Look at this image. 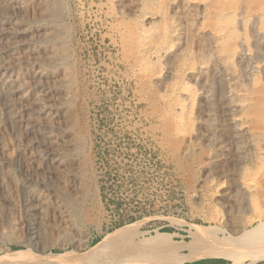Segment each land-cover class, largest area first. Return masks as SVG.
<instances>
[{
	"label": "rangeland",
	"instance_id": "1",
	"mask_svg": "<svg viewBox=\"0 0 264 264\" xmlns=\"http://www.w3.org/2000/svg\"><path fill=\"white\" fill-rule=\"evenodd\" d=\"M20 1L19 13L11 6L0 12L30 31L16 57L5 58L25 89L22 104L10 95L5 107L0 97V258L7 250L31 249L22 262L40 264L42 256L54 252L70 254L62 264H86L93 258L85 255L89 247L135 221H141L138 229L146 236L158 229L175 233L176 240H188L194 224L234 236L244 229L263 230L264 19L254 15L264 0H238L237 18L245 21L239 29L247 40L235 57L233 81L222 73L214 37L203 30L216 18L213 12L205 15L201 2L212 10L222 4L173 0L165 9L167 28L173 30L163 58L165 73L152 84L138 67L130 38L140 0H58L56 24L45 19L47 0L43 14L35 11L37 0ZM53 32L60 36L54 47L46 42ZM185 53L191 55L194 77L179 71ZM56 56H62L58 63L52 61ZM35 61L44 69L42 79L31 73ZM182 79L199 93L206 90L198 97L188 138L176 135L160 97L165 86ZM39 81L50 104L61 101L51 129L29 104L30 85ZM3 91L0 83V95ZM238 117H244L247 131L239 130ZM245 167L254 179L245 178ZM244 180H252L254 188H245ZM255 244L241 250V262L225 259L226 264H251L257 258L253 264H264V245ZM115 247L119 258L135 248L130 243ZM159 261L165 259L147 264Z\"/></svg>",
	"mask_w": 264,
	"mask_h": 264
},
{
	"label": "bare ground",
	"instance_id": "2",
	"mask_svg": "<svg viewBox=\"0 0 264 264\" xmlns=\"http://www.w3.org/2000/svg\"><path fill=\"white\" fill-rule=\"evenodd\" d=\"M191 1L195 2L197 0H191ZM44 2L46 1L37 0V2L33 3L35 11H37L36 13L41 12L43 14L44 7H46L47 5L49 9V13L48 15H46L45 19L46 21L48 20L56 24L57 20L60 17L58 14V11L56 10V6L59 5L60 2L58 0H47L46 5L44 4ZM218 2H220L222 6L220 8L213 9V10L211 9L212 7L211 8L208 7L206 2H201L200 6L203 7L205 15L208 12H213L214 13L213 16L214 18H216L214 23L211 22L212 25L211 27H209V29L204 27L203 30H204V33L212 35L214 37L217 48H218L217 58L221 61L220 64H222V73L230 77L233 81L235 77H237V76H234V73H235L234 72V62H236L235 57L239 54V48H240L239 46L245 45L244 42L245 40H247L245 35L239 29L242 27L241 25L245 23V21L244 19L239 20L237 18L238 6H239L238 0H218ZM21 3L22 2L20 0H0V12L2 11L3 6H7V7L11 6L15 10L16 9L20 10V6L22 5ZM172 4H173V0H140L137 4V8L139 9L140 14L136 18L137 21H136L134 29L130 33V38L135 43V55L138 59V67L140 70L144 72V74L146 75L147 81L151 84L153 82H157L161 78V76L165 73L164 66H163V63H164L163 58H164V55H166L169 49L171 48V40L173 36V30L167 28V19L170 20V18L166 15L165 9L167 7H171ZM259 6H260L261 11H259L260 13L258 12L259 14H255L254 18L256 20H260V19L263 20L264 19V5L262 6L259 5ZM16 12L19 13L18 10H16ZM60 15H62V13ZM262 20H260V22H262ZM149 22L150 23L152 22V23L149 24ZM22 27H24V25L18 24L17 21H15L12 16L7 17V16L0 14V83L4 86V91L0 95V97H2V101H3L2 104H4L5 107H8L9 105L7 103V99L11 97L10 95L16 96L19 99L20 102L19 101L18 102L20 104H22L23 102L21 97H22V92L25 89V87L24 85L21 86L20 84H18L16 78H14L12 76V73H10L13 68V64L5 60L6 57L15 58L16 57L15 55L17 54L18 50L24 47L27 41L26 39L30 36V31L27 28H22ZM59 38L60 36L58 35V33L53 32L50 36L46 38V42L52 43L53 45L59 40ZM261 43H264V40H261ZM50 54L52 53L50 52ZM60 58L59 56H56L53 58L52 61L55 63H58L60 61ZM182 58H183L182 66L181 68H179V71L185 76L193 75L194 64H193L190 53H185L184 57L182 56ZM32 66L34 67V69H33V72L31 73L34 76V78L42 79L45 74L44 69L38 64L37 61L33 62ZM177 70L178 69L175 70V75H176ZM165 82L166 81H164V83ZM217 85L220 87L219 84ZM196 88L197 87H193L189 85L186 81L182 79V81H175L174 83H169L167 86H165V89L162 90L163 91L162 93H161V90L159 91L161 93L160 94L161 100L166 105L167 107L166 110L169 116L171 117V120L173 121V126H174L177 136L178 135L183 136V137L186 136V134L188 133L187 131H189V129L192 127L194 120H195L194 119V116H195L194 108H195V105L197 104L198 97L200 94L202 96L203 94H205L206 96V90L204 88L201 89L202 91H200V93ZM45 90H46V87L43 83H41L40 81L33 82L29 88V91L31 92V94H33V99L30 101L29 104L39 116L45 117L46 127L48 129H51L52 128L51 125L53 124L52 114L54 113L57 114L58 111L61 109L60 107L61 101L59 105L50 104L49 101L47 100V92ZM236 91L238 92L239 95H241V89H236ZM246 99L247 98H245V102L243 103H246L247 101ZM240 101L242 100H239L238 102ZM30 106L26 105L24 109H29L31 108ZM243 119L244 117L243 118L238 117L235 120H237V123L238 122L240 123L241 128H239V130L247 131L249 127L246 128L242 126V124L244 123ZM5 120L6 122L8 121V119H5ZM244 125L246 126V123ZM249 125L250 124H247V126ZM252 151H254V149ZM259 161H260V158H259ZM253 171L255 173V170ZM250 175L252 178L250 177ZM244 176L246 179L249 177L251 179H254L253 175L248 169L245 170ZM249 181L250 180L248 181L244 180L243 186L247 189H253L254 185L251 183L252 180L251 182ZM26 190L29 194L31 193L30 189L26 188ZM257 217L260 220L262 219L261 218L262 216L260 215H258ZM61 218L65 222L68 221V214H66V212H61ZM140 224H141V221H135L133 223L118 227L114 229L113 231H109L105 233L97 243H95L93 246L89 247L88 250H86L85 255H90L93 257L92 259L87 260L86 264H147L149 262H156L159 259H163V258L165 259V261L163 262L159 261L157 264H184L186 262H193V261L196 262L197 260L207 259V258L240 259L239 262H241L242 261L241 260V254H242L241 250L246 249L247 246L251 244V242H256L255 246L264 245V243L263 244L261 243L264 239V231H263L264 228L263 230H260L257 232H250L251 230L244 229L243 231L240 232L238 236H234L230 233H227L222 228H215V227H210V226H202L201 224L200 225L194 224L190 226L191 228L189 230L188 240H185V239L176 240L174 238L175 233L168 232V231H161L158 229L154 233L146 236L144 231H141L138 229ZM72 231L74 230L72 229ZM250 239L252 241H250ZM120 243H130L135 248L132 253L129 252V254L128 253L124 254L122 255L121 258L115 257L113 253L114 251L113 248L117 246L118 244L120 245ZM126 247H129V246L126 245ZM71 253L73 254V252ZM29 254H32L31 249L7 250L3 258H0V264H26L25 262H22L21 258L22 256L29 255ZM66 254L70 256L69 253H66ZM66 254H58L54 252L47 253L46 255L42 256L40 260V264H62L63 263L62 259L66 257L65 256ZM100 258H104V259L99 260ZM253 262L251 264H253Z\"/></svg>",
	"mask_w": 264,
	"mask_h": 264
},
{
	"label": "crops",
	"instance_id": "3",
	"mask_svg": "<svg viewBox=\"0 0 264 264\" xmlns=\"http://www.w3.org/2000/svg\"><path fill=\"white\" fill-rule=\"evenodd\" d=\"M228 263L227 260L221 259V258H207V259H201L197 260L195 264H226Z\"/></svg>",
	"mask_w": 264,
	"mask_h": 264
}]
</instances>
